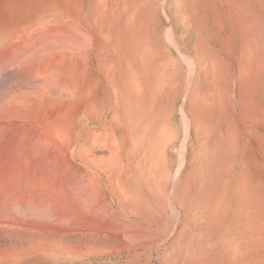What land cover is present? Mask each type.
I'll list each match as a JSON object with an SVG mask.
<instances>
[{"label": "rangeland", "instance_id": "obj_1", "mask_svg": "<svg viewBox=\"0 0 264 264\" xmlns=\"http://www.w3.org/2000/svg\"><path fill=\"white\" fill-rule=\"evenodd\" d=\"M167 1V7L161 0L0 1L2 140L16 134L34 155L68 156L66 167L97 191L100 206L88 219L100 216L95 222L109 227L95 248L54 264H264V130L255 121L253 128L239 127L232 116L238 90L251 82L235 63L205 64L264 41V0H245V20L230 33L211 34L210 2L199 0L205 17L192 26L182 24L189 22L187 6ZM210 20L216 27V17ZM59 22L71 37L55 47L40 33H52ZM39 29V36L24 39ZM49 67L60 70L49 75ZM9 156L0 150V165ZM19 160L11 166L33 174L51 172L46 168L54 162ZM32 164L40 167L30 171ZM15 241L0 231L1 246Z\"/></svg>", "mask_w": 264, "mask_h": 264}, {"label": "bare ground", "instance_id": "obj_2", "mask_svg": "<svg viewBox=\"0 0 264 264\" xmlns=\"http://www.w3.org/2000/svg\"><path fill=\"white\" fill-rule=\"evenodd\" d=\"M84 6V5H83ZM76 10V9H75ZM66 15V13H64ZM88 16V15H87ZM67 17V16H66ZM65 17V18H66ZM84 18V17H83ZM88 19V17H87ZM66 20V19H65ZM63 20V21H65ZM68 20V19H67ZM69 21V20H68ZM68 22L65 23L67 25ZM64 24V23H63ZM58 25V26H57ZM62 25V22H59L56 24L54 28H52V33L46 29H39L35 30V32L31 33H26L23 35L24 39L29 37L28 35L31 34L32 37L36 38V35L40 33V31H43L42 34L40 33V36L45 34L44 41L48 39V42L52 41L55 43L63 41L66 44L67 39L71 37L68 36V32L66 33L65 30H60L61 28L59 27ZM63 26V25H62ZM70 27V26H68ZM56 28H58V31ZM60 28V29H59ZM51 30V28H50ZM58 31L57 33L55 31ZM86 30V29H84ZM72 31V30H71ZM75 31V30H74ZM39 32V33H38ZM55 32V33H54ZM66 33V35L64 34ZM65 35V36H64ZM39 36V35H38ZM74 36V35H72ZM76 36V35H75ZM44 37V36H42ZM38 38V37H37ZM21 39V38H20ZM41 39V38H39ZM65 39V40H64ZM30 40V39H29ZM37 40V39H36ZM42 40V39H41ZM39 41V40H38ZM72 41V40H71ZM70 41V43H71ZM22 42V41H21ZM19 42V43H21ZM55 43V47L58 43ZM17 43V42H16ZM34 43V42H32ZM41 43V42H39ZM44 43V42H43ZM51 43V42H50ZM52 43V44H53ZM89 43V42H88ZM23 44V43H22ZM45 44V43H44ZM51 44V45H52ZM68 44V41H67ZM34 45V44H33ZM32 45V46H33ZM48 45V44H47ZM61 45V44H60ZM64 45V44H63ZM72 45V44H70ZM35 46V45H34ZM40 46L39 44L37 47ZM74 46V45H73ZM41 47V46H40ZM43 47V44H42ZM52 47V46H50ZM65 47V46H64ZM76 47V46H74ZM46 48V45L44 46ZM73 48V47H70ZM69 48V49H70ZM77 48V47H76ZM21 49V47L19 48ZM40 49V48H39ZM47 49V48H46ZM54 49V48H53ZM68 49V48H67ZM43 50V49H42ZM65 50V49H64ZM48 51V50H46ZM45 51V52H46ZM55 51V50H54ZM53 51V52H54ZM14 52V51H13ZM36 52V51H34ZM75 52V51H74ZM91 52V51H90ZM21 53V52H20ZM70 53V52H69ZM68 53V54H69ZM59 54V52H58ZM78 54V52H77ZM83 54V53H82ZM61 55V54H59ZM73 55V54H72ZM89 55V54H88ZM68 55H62L61 58H66ZM79 56V55H78ZM81 56V55H80ZM90 56V55H89ZM97 56V55H96ZM69 57V56H68ZM67 57V58H68ZM71 57V55H70ZM69 57V58H70ZM33 58V56H32ZM36 58V57H35ZM41 56L39 57V59ZM56 58V55H52L48 61L52 62L53 59ZM72 58V57H71ZM75 58V57H73ZM79 58V57H78ZM34 59V58H33ZM37 59V58H36ZM34 59V60H36ZM80 59V58H79ZM78 59V60H79ZM82 59V58H81ZM46 60V58H45ZM26 62V61H25ZM29 62V60H28ZM47 62V61H46ZM56 59L50 64L53 65L55 64ZM91 62V61H90ZM38 63V62H37ZM85 63V62H84ZM88 63V62H87ZM86 64V63H85ZM92 64V63H91ZM59 65V64H58ZM70 65V64H69ZM84 66V64H82ZM26 66V65H25ZM81 67V65L79 64ZM29 68V67H28ZM69 68V67H68ZM86 68V67H85ZM84 68V69H85ZM89 68V67H88ZM25 69V67H24ZM32 69V68H30ZM65 69V68H63ZM62 69V70H63ZM45 70V69H44ZM43 70V71H44ZM60 70L59 68L55 67H49L48 68V73L49 75H53L54 72ZM67 70V69H66ZM83 70V69H82ZM93 70V69H92ZM38 72L40 70H37ZM36 71V72H37ZM87 71V70H86ZM90 71V70H89ZM37 72V73H38ZM47 72V71H46ZM60 72V71H59ZM58 72V73H59ZM62 72V71H61ZM91 72V71H90ZM89 72V73H90ZM36 73V74H37ZM92 73V72H91ZM60 74V73H59ZM88 74V73H87ZM56 75V74H55ZM90 76V75H89ZM92 76V75H91ZM48 77V75H47ZM55 77V76H54ZM46 79V77H44ZM57 79V78H56ZM94 79V78H93ZM51 80V79H50ZM36 81V80H35ZM23 82V81H22ZM29 83V82H28ZM27 83V84H28ZM34 84V83H33ZM56 84V83H55ZM21 85V84H20ZM32 85V84H30ZM40 85V84H39ZM64 85V84H63ZM62 86V85H61ZM91 86V85H90ZM13 87V86H12ZM59 87V86H58ZM96 88V87H95ZM94 88V89H95ZM92 88V90H94ZM71 91V90H70ZM73 91V90H72ZM85 92V91H84ZM12 93V92H11ZM27 93V92H26ZM58 93V92H57ZM89 93V92H88ZM90 92V96H91ZM17 94V93H16ZM40 93H38L39 95ZM94 94V93H93ZM22 95V94H21ZM33 95V94H32ZM52 95V94H51ZM85 95V94H84ZM43 96V95H42ZM88 95H86L87 97ZM32 97V96H31ZM45 97V96H44ZM67 97V96H66ZM95 97V96H94ZM11 98V96H10ZM34 98V97H33ZM47 98V97H46ZM61 98V97H60ZM59 100H63L60 99ZM89 98V97H88ZM12 99V98H11ZM21 99V98H19ZM19 99L17 101H19ZM56 99V98H55ZM58 99V97H57ZM66 99V98H65ZM25 100V99H24ZM80 100V99H79ZM32 101V100H31ZM36 101V100H34ZM50 101V100H49ZM88 101V100H87ZM22 102V101H21ZM38 102V101H37ZM45 102V100H44ZM62 102V101H61ZM89 102V101H88ZM24 103V102H23ZM49 103V102H48ZM21 104V103H20ZM19 104V105H20ZM4 107H5V102H4ZM16 105V106H19ZM26 105V104H25ZM31 105V103H30ZM29 105V106H30ZM60 105V104H59ZM15 106V105H14ZM28 106V107H29ZM32 106V105H31ZM40 106V105H39ZM42 106V105H41ZM56 106V105H55ZM72 106V105H71ZM83 106V105H82ZM8 107V105H7ZM66 106H60V108ZM3 108V107H1ZM37 108V107H36ZM42 108V107H41ZM54 108V107H53ZM58 108V107H57ZM59 109H57L59 113ZM35 109V108H34ZM17 110V109H15ZM19 110V109H18ZM4 111V110H1ZM11 111V110H10ZM14 111V110H13ZM56 111V110H55ZM66 111V110H65ZM63 111V112H65ZM8 112V111H6ZM12 112V111H11ZM41 112V111H40ZM63 112L60 110V113L63 114ZM2 113H5L2 112ZM1 113V114H2ZM15 113V111H14ZM26 113V112H25ZM46 113V112H45ZM49 113V112H48ZM6 114V113H5ZM2 115V118L3 116ZM32 114V113H31ZM41 114V113H40ZM47 114V113H46ZM53 114V113H52ZM21 115V114H20ZM45 115V114H44ZM56 115V114H55ZM59 115V114H58ZM7 116V115H6ZM12 116V115H11ZM15 116V115H14ZM54 116V114H53ZM63 116V115H62ZM109 116V114H108ZM21 116H19L20 119ZM46 117V116H45ZM107 117V116H106ZM8 118V117H7ZM11 118V117H10ZM22 118V117H21ZM89 118V117H88ZM18 119V117H16ZM56 117L52 118V120H55ZM63 120V117H61L59 120ZM25 120V119H24ZM49 120V119H48ZM47 120V121H48ZM3 121V120H2ZM101 121V120H100ZM5 122V120H4ZM7 122V121H6ZM9 122V121H8ZM13 122V121H12ZM50 122V121H49ZM33 123V122H32ZM100 123V122H99ZM5 124V123H4ZM11 124V123H10ZM45 124V123H44ZM92 124V123H91ZM69 125V124H68ZM0 126V136L2 134V129L5 127ZM10 127V126H9ZM7 128V127H6ZM26 128V127H25ZM47 128V127H46ZM36 129V128H35ZM20 130V129H19ZM34 130V129H33ZM21 131V130H20ZM7 132V130H6ZM19 132V131H18ZM26 132V131H24ZM34 132V131H33ZM32 132V133H33ZM71 132V131H70ZM17 133V132H16ZM21 133V132H20ZM27 133V132H26ZM39 134V133H38ZM9 135V134H8ZM36 135V134H35ZM40 135V134H39ZM37 135V136H39ZM15 138L13 140H10L8 142L2 140V136L0 137V150L3 148H6L7 151H9V157L12 161L8 163L4 159L3 161H6L8 166L6 167V162L3 165L4 170L0 171V218L3 217L2 220L3 222L0 221V231L4 234L7 235H15L16 239H18L17 244L15 245H0V264H54V262H61L62 259L65 257L66 254H82L84 251H86V247H89V250H92L95 248V238L101 234L104 233L102 232L101 234L99 233L100 231H106L109 229V227L102 226L101 224L95 222V220L99 217H97L95 220L92 217L91 219L87 214L90 213L92 214V210L96 206V201H97V196L95 197V193L91 192L88 188L86 189L85 181L83 180L84 178L81 179L80 174H75L72 170H70L67 165H70V159L68 160L67 157L63 158L59 157L57 158H52L49 157L48 155L45 154H40L41 151L38 150V153L40 151L39 156L36 154L34 155L33 152L29 150V147H24L22 144L20 145L21 140L19 143L15 141L17 138V135L15 134ZM33 136V135H32ZM37 141L40 142V138L37 137ZM47 137V136H46ZM12 138V137H10ZM26 138V137H25ZM31 138V135H30ZM33 137L32 139H36ZM49 138V137H48ZM31 139V140H32ZM46 139V138H45ZM30 141V140H29ZM36 141V140H34ZM36 141V142H37ZM31 142V141H30ZM35 142V143H36ZM46 143V140L44 141ZM52 142V141H51ZM34 143V144H35ZM44 143V144H45ZM47 143H50L49 141ZM46 143V144H47ZM48 145V144H47ZM40 146V144L38 145ZM46 146V145H45ZM51 146V145H50ZM5 152V151H4ZM42 155V156H40ZM68 155V153H67ZM37 156V157H36ZM25 159V162H35L37 163L40 161L42 162H51L54 161L51 164H48L49 167L46 169L50 168V171L46 169H39L46 171L44 174H33L30 173L28 170L26 172H23L22 169L18 170L15 169L11 166L13 162V159L16 160H21V158ZM56 157V156H55ZM43 161H41V159ZM40 159V160H39ZM69 161H67V160ZM19 160V162H20ZM67 162H66V161ZM37 161V162H36ZM1 162V160H0ZM48 162V163H49ZM2 163V162H1ZM39 164V162H38ZM45 163H43L44 165ZM2 165L0 167L2 168ZM28 166V165H27ZM30 171L34 170V167L36 168L37 165H33ZM47 165H45L46 167ZM37 167H40L37 166ZM0 168V170H1ZM78 168V167H77ZM3 169V168H2ZM73 169V168H72ZM84 169V168H83ZM75 170V169H74ZM42 171V172H43ZM79 171V170H78ZM83 172V171H81ZM52 173V174H50ZM84 173V172H83ZM82 174V173H81ZM93 174V173H92ZM84 175V174H83ZM87 175V174H86ZM51 176V179H50ZM85 176V175H84ZM83 177V176H82ZM50 179V180H49ZM94 180V179H93ZM92 183V180H91ZM90 183V184H91ZM93 183H96L93 181ZM92 185V184H91ZM96 185V184H94ZM88 187V186H87ZM102 187V186H101ZM78 189L81 192H84L85 195H82L83 193H80V195L85 196L87 200V205L83 206L82 203H80V200L82 196L79 195L78 198L75 197V195L72 193L74 189ZM93 189V188H91ZM95 190V186H94ZM93 190V191H94ZM77 191V190H75ZM100 195V194H98ZM116 196V194H115ZM114 196V197H115ZM81 197V198H80ZM80 198V200H79ZM85 200V201H86ZM84 202V201H83ZM100 204V203H99ZM97 204V205H99ZM100 206V205H99ZM96 206V207H99ZM15 207L18 208V210L22 209L24 211H20L19 215H14L11 213V208ZM126 207V206H125ZM31 209V210H30ZM87 209V211L85 210ZM129 209V208H128ZM45 210V212H44ZM96 210V209H95ZM131 210V209H130ZM102 211V210H101ZM122 211V210H121ZM30 212V213H29ZM132 212V211H131ZM28 213L30 215H28ZM96 212L94 211V214ZM98 213V212H97ZM102 213V212H101ZM124 213H127L124 211ZM130 213H128L129 215ZM7 215V216H6ZM27 217H26V216ZM101 215V214H100ZM111 215V214H110ZM138 215V214H137ZM88 216V217H87ZM95 216V215H94ZM142 216V215H141ZM7 217V218H5ZM146 219V218H144ZM1 220V219H0ZM99 220V219H97ZM107 220H112L107 219ZM119 220V219H117ZM117 222V221H116ZM121 222V221H120ZM115 223V222H114ZM135 223V221H134ZM122 224V223H121ZM124 224V222H123ZM132 224V223H131ZM114 226V225H113ZM117 227V225L115 224ZM123 226V225H121ZM126 226V225H125ZM111 227V226H110ZM129 227V226H128ZM118 228V227H117ZM124 228V227H122ZM112 229V227L110 228ZM114 230V229H113ZM116 230V229H115ZM114 230V231H115ZM122 230V229H121ZM120 230V231H121ZM119 231V232H120ZM124 231V230H123ZM128 231V229H127ZM124 233V232H123ZM140 233V232H139ZM142 233V232H141ZM107 235L106 233H104ZM104 235V236H105ZM103 236V237H104ZM114 236V235H113ZM120 236V234H119ZM128 237V235H127ZM133 237V236H132ZM135 237V236H134ZM133 237V238H134ZM4 239V237H1ZM6 238V237H5ZM129 238V237H128ZM141 238V236H140ZM9 238H7L8 240ZM124 239V238H123ZM127 239V238H126ZM10 240V239H9ZM5 241V240H2ZM14 241V240H13ZM132 241V240H131ZM133 241H138V240H133ZM140 241V240H139ZM97 242V241H96ZM116 243V241H115ZM99 244V243H97ZM102 244V243H101ZM89 245V246H88ZM99 246V245H97ZM61 259V260H59Z\"/></svg>", "mask_w": 264, "mask_h": 264}, {"label": "crops", "instance_id": "obj_3", "mask_svg": "<svg viewBox=\"0 0 264 264\" xmlns=\"http://www.w3.org/2000/svg\"><path fill=\"white\" fill-rule=\"evenodd\" d=\"M4 2L5 0H0ZM165 2L167 7V0H161ZM208 4L210 2L211 9L215 12H207L208 24L206 22V27L209 28L210 34L213 32H231V26L240 22V19L243 21L246 17V1L245 0H204ZM187 6L189 11V22L184 21V25H192L195 23L198 25L197 18L205 17V11L199 8V0H178ZM170 6V4H168ZM181 8V5H178ZM178 8V9H179ZM167 9V8H166ZM4 12V8L2 6ZM168 10V9H167ZM211 13H213L211 15ZM3 16V25H4V13ZM216 17L218 23L215 27V24L211 22V17ZM262 17V16H261ZM244 18V19H243ZM190 23V24H189ZM235 26V25H234ZM204 27V26H202ZM206 29V30H205ZM205 33L207 28H205ZM203 30V31H204ZM197 31V30H196ZM202 32V30H201ZM208 32V31H207ZM211 40V38H210ZM249 46L243 47V51L239 52L237 57H222L221 60L213 61L207 60L205 64H221V65H230L237 64L240 75L243 80L251 82L250 86L244 89L238 90V111L237 115L233 112L235 105L232 109V116L235 120L238 121L239 127H245V129L253 128L254 121L260 122L262 130H264V41L257 40L252 42ZM228 48V47H227ZM229 73V72H228ZM263 81V82H262ZM258 82H262L261 84ZM242 98V100H241ZM242 102V103H241ZM264 138V135L261 136ZM264 143V141H263Z\"/></svg>", "mask_w": 264, "mask_h": 264}]
</instances>
